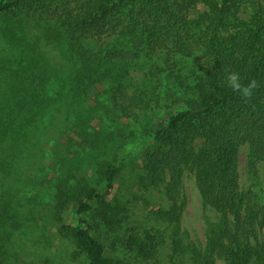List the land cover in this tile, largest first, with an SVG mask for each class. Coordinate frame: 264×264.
Instances as JSON below:
<instances>
[{"label": "trees", "instance_id": "obj_1", "mask_svg": "<svg viewBox=\"0 0 264 264\" xmlns=\"http://www.w3.org/2000/svg\"><path fill=\"white\" fill-rule=\"evenodd\" d=\"M0 20V172L69 96L77 115L51 162L50 216L69 264H264V195L239 173L244 146L255 180L264 163V0H0ZM232 72L259 82L250 102L227 86ZM93 89L107 105L85 104ZM133 121L145 149L128 174ZM186 174L208 210L204 245L182 229ZM154 194L166 206L149 210Z\"/></svg>", "mask_w": 264, "mask_h": 264}, {"label": "rangeland", "instance_id": "obj_2", "mask_svg": "<svg viewBox=\"0 0 264 264\" xmlns=\"http://www.w3.org/2000/svg\"><path fill=\"white\" fill-rule=\"evenodd\" d=\"M202 10V7H198L191 14V18L196 20ZM4 27H6L5 22L0 20V30ZM26 30H29L30 34L34 33L29 27ZM0 37L7 38L1 31ZM57 50L53 47L45 49L46 53L53 55L54 60L65 63L69 72L73 71L76 67L74 59L63 57ZM192 55L197 61H201L202 52L199 49L192 51ZM49 89V93L55 96L56 91L61 89V83H52ZM68 89L69 86H66V90ZM99 89L103 91V88ZM99 92L98 89L90 92L85 103L89 108L96 104L107 105V102L99 99V96L95 99ZM66 100L68 101L66 105L60 102L32 129L24 154L10 169L0 172V246L4 251L3 264H69L68 250L59 240L57 225L50 216L53 194L52 147L55 141L66 139L67 131L73 134L71 126L77 117L74 110L69 107L71 97ZM83 109L86 111V106ZM92 123L96 126L100 123V119L93 116ZM140 124L139 121L131 123L136 138L135 141L127 144L123 155L128 174L135 171L145 149ZM239 173L243 190L252 188L259 195H264V163L260 164L258 180H255L249 171L247 146L242 147L240 152ZM182 195L187 199L182 229L188 232L193 242L204 245L206 240L204 217L208 210L203 206L193 175H185ZM157 196L154 194L149 210L157 209L161 205L166 206V203ZM147 212L148 210L145 214ZM78 217L70 212L65 216V222L75 224ZM139 217L140 220L135 225L144 221L141 216ZM262 236L264 238V231ZM169 252L168 242L163 253L166 255ZM164 262H167L166 257Z\"/></svg>", "mask_w": 264, "mask_h": 264}, {"label": "clouds", "instance_id": "obj_3", "mask_svg": "<svg viewBox=\"0 0 264 264\" xmlns=\"http://www.w3.org/2000/svg\"><path fill=\"white\" fill-rule=\"evenodd\" d=\"M226 83L234 92L239 93L245 102L251 101L254 90L259 87V82L256 79H252L247 85L241 84L239 74L235 72L226 76Z\"/></svg>", "mask_w": 264, "mask_h": 264}]
</instances>
